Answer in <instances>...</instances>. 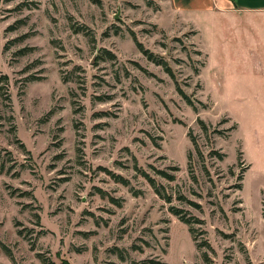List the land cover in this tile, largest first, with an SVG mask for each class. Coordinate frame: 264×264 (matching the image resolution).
Listing matches in <instances>:
<instances>
[{
  "label": "rangeland",
  "instance_id": "obj_1",
  "mask_svg": "<svg viewBox=\"0 0 264 264\" xmlns=\"http://www.w3.org/2000/svg\"><path fill=\"white\" fill-rule=\"evenodd\" d=\"M204 61L171 0H0V147L16 164L0 173V244L13 256L0 247V264H42L37 252L49 264H264V136L232 134L229 106L198 99ZM171 205L201 223L190 232Z\"/></svg>",
  "mask_w": 264,
  "mask_h": 264
},
{
  "label": "crops",
  "instance_id": "obj_2",
  "mask_svg": "<svg viewBox=\"0 0 264 264\" xmlns=\"http://www.w3.org/2000/svg\"><path fill=\"white\" fill-rule=\"evenodd\" d=\"M171 2L189 13L194 43L205 55L197 74L198 99L226 103L228 111L221 115L234 123L232 134L241 131L258 145L264 136V0ZM205 72L209 92L201 83Z\"/></svg>",
  "mask_w": 264,
  "mask_h": 264
},
{
  "label": "trees",
  "instance_id": "obj_3",
  "mask_svg": "<svg viewBox=\"0 0 264 264\" xmlns=\"http://www.w3.org/2000/svg\"><path fill=\"white\" fill-rule=\"evenodd\" d=\"M136 45L140 49V51H142V53L146 56L147 59H149L150 61L154 62L155 64L161 65L164 68V70L171 77H174L173 73L171 71V68L168 66V64H167V62L165 60H163L161 57L156 56L155 54H153L149 50L144 49L140 42L136 41ZM107 53L110 55L109 52H107ZM111 55H113V54H111ZM195 73L197 74L198 70H196ZM7 80H8L7 76L5 74H3V73H0V92H1L2 96L4 97V99H7V97H8L7 94H6L7 93V89L5 88L6 84H7ZM177 90L182 95V97L187 101V103L189 105H192L195 108V106L193 105L192 101L189 99L188 96H186V94L181 90V88H179L177 86ZM198 121H199L202 129L206 130L205 122L202 119H199ZM233 128H234V126L230 127V129H233ZM188 134L190 135V132H188ZM192 142L194 143V141H192ZM3 151H5V152H3ZM2 152H3V155H1ZM223 155L224 154H221V153L218 154L219 157H222ZM7 161H11L10 152H8L4 148L0 147V173L9 174V173L15 171V165L16 164H14V162L7 164ZM133 167H134L136 173H138L141 177H143L148 182V184L152 187L153 191L161 199H163L166 203H170L171 202L172 194L171 193H167L165 191V187L163 185L159 184L156 181L154 176H152L149 172H147V171H145V170H143L141 168H138L136 164H134ZM189 169H190L189 171H190V174H191L192 173L191 172V168H189ZM173 170L174 171L177 170V167L173 168ZM155 173H156V176H158V177H160L162 179H165L168 182H172V181L175 180V174L173 172H168L166 170H161V169H155ZM112 177H113V179L116 182H120L123 185H129V180L127 178H124L121 175L112 174ZM191 177H192V179L194 178V176H191ZM237 187H239V186H237ZM137 193L138 192L133 191V194H137ZM176 197H177V199L183 200V201L187 202L188 204H190L192 206L199 207L197 203H195V202H193L191 200H188L182 194H178ZM110 201L112 203H114L116 206H120L121 202L117 198H112L111 197ZM169 211L173 215H175L181 222L187 224L189 226V231L190 232H191V229H192L191 225H193L194 223H201L200 220L197 217L192 216V215L191 216H186L184 211L181 208H178L176 206H173V205L169 206ZM36 217L39 219V215L38 214H36ZM17 233H18V235H20L22 237H25V235L23 234V232L21 230H17ZM41 233H43V232H41ZM28 242H29V245H30V249L34 250L35 242L31 241L30 239H28ZM201 246H206L207 247L206 242H204L202 244H198L197 248H199ZM0 247L3 250V252L5 253V255L12 261L13 260V256H12V253H11L10 249L7 248V246H5L4 244H0ZM132 247H134V246H132ZM36 256L40 259L42 264H49V262H47L46 259L43 258L40 255V253L37 252ZM202 256H203V258L205 260H208L207 253L205 251L202 252ZM120 257L123 258V256H120ZM144 263L146 264L147 260H145Z\"/></svg>",
  "mask_w": 264,
  "mask_h": 264
}]
</instances>
